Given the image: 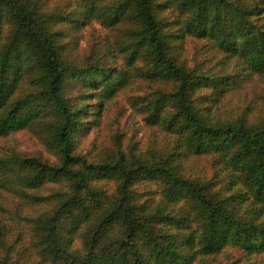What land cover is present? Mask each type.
I'll return each instance as SVG.
<instances>
[{"label": "trees", "instance_id": "obj_1", "mask_svg": "<svg viewBox=\"0 0 264 264\" xmlns=\"http://www.w3.org/2000/svg\"><path fill=\"white\" fill-rule=\"evenodd\" d=\"M263 83L264 0H0V264H264Z\"/></svg>", "mask_w": 264, "mask_h": 264}, {"label": "rangeland", "instance_id": "obj_2", "mask_svg": "<svg viewBox=\"0 0 264 264\" xmlns=\"http://www.w3.org/2000/svg\"><path fill=\"white\" fill-rule=\"evenodd\" d=\"M86 35L87 31L84 32V36ZM84 43L85 41L82 40L81 44L84 45ZM187 47L188 48L186 53H188L189 57H192L194 55V46L190 43V45ZM189 64H194L191 58L189 60ZM261 87L263 88L262 96H264V83ZM255 89L256 88H250L252 94ZM149 92L150 90L144 87L135 86L125 96L116 98L105 113L103 127L99 132L100 135L98 140L100 141L101 139H104L108 134H115V136L124 141V145L126 146H132L134 144L136 145L137 143L138 146L142 147L145 141V134L147 133V127L145 125V114L140 112L139 110L136 111L133 108L132 104L137 101H142V98L147 96ZM259 94L261 93L259 92ZM148 97H150V95L146 98ZM230 101L232 103H236L237 97H232ZM85 104L91 106L93 104V99L87 100ZM229 105L231 107H234L233 104ZM224 115L225 114L222 113L220 118H224ZM86 122H91L90 114ZM88 125H90V123H88ZM92 130L93 132L91 134L88 133L81 138V142L78 147L81 152L88 150L90 148V143L94 141V128ZM1 143L4 144L5 148H9V150L14 149L16 151H21L28 156H36L38 154H42L43 156H46V158H48L50 161L57 162L56 158L52 157V155L46 151L45 147L40 142V139L36 135H34V133H31L29 131L19 132L9 140L1 141ZM240 260V253L232 252L225 254L224 257L219 258L215 264H240Z\"/></svg>", "mask_w": 264, "mask_h": 264}]
</instances>
